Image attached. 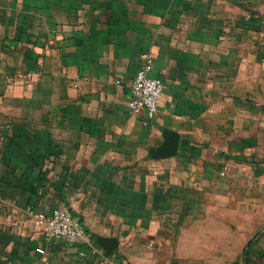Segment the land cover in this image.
Instances as JSON below:
<instances>
[{
  "label": "crops",
  "instance_id": "obj_1",
  "mask_svg": "<svg viewBox=\"0 0 264 264\" xmlns=\"http://www.w3.org/2000/svg\"><path fill=\"white\" fill-rule=\"evenodd\" d=\"M263 166L264 0H0V264H234ZM58 208L85 238L44 236Z\"/></svg>",
  "mask_w": 264,
  "mask_h": 264
},
{
  "label": "built area",
  "instance_id": "obj_2",
  "mask_svg": "<svg viewBox=\"0 0 264 264\" xmlns=\"http://www.w3.org/2000/svg\"><path fill=\"white\" fill-rule=\"evenodd\" d=\"M152 61L147 54L142 55V62L135 72L127 103L128 111L132 114L141 112L152 113L157 110L163 83L150 75ZM36 224L48 239L60 237L68 243H76L86 237V231L80 221L65 209L58 208L48 212H38Z\"/></svg>",
  "mask_w": 264,
  "mask_h": 264
},
{
  "label": "rangeland",
  "instance_id": "obj_3",
  "mask_svg": "<svg viewBox=\"0 0 264 264\" xmlns=\"http://www.w3.org/2000/svg\"><path fill=\"white\" fill-rule=\"evenodd\" d=\"M261 171L264 175V168ZM239 235L244 237V246L234 264H264V218L253 231Z\"/></svg>",
  "mask_w": 264,
  "mask_h": 264
},
{
  "label": "water",
  "instance_id": "obj_4",
  "mask_svg": "<svg viewBox=\"0 0 264 264\" xmlns=\"http://www.w3.org/2000/svg\"><path fill=\"white\" fill-rule=\"evenodd\" d=\"M162 136L163 142L159 146L150 150V155L152 156V158L170 157L172 155H175L177 152L179 144L178 133L174 130L163 128Z\"/></svg>",
  "mask_w": 264,
  "mask_h": 264
}]
</instances>
